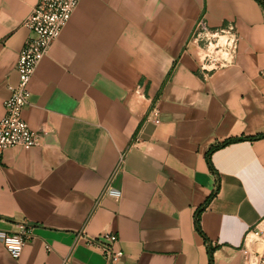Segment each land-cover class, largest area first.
<instances>
[{"label": "crops", "instance_id": "0c3cea01", "mask_svg": "<svg viewBox=\"0 0 264 264\" xmlns=\"http://www.w3.org/2000/svg\"><path fill=\"white\" fill-rule=\"evenodd\" d=\"M37 2L0 0V120ZM201 17L240 36L235 64L207 78L190 43ZM29 89L23 117L39 145L0 159V230L29 222L35 236L19 261L0 241V264H107L79 238L104 233L124 251L115 264H211L210 249L213 264H243L245 236L264 234L257 1L80 0ZM239 138L211 154L212 169L208 151ZM109 184L120 199L104 195ZM207 201L206 240L195 217Z\"/></svg>", "mask_w": 264, "mask_h": 264}, {"label": "built area", "instance_id": "2783aa9c", "mask_svg": "<svg viewBox=\"0 0 264 264\" xmlns=\"http://www.w3.org/2000/svg\"><path fill=\"white\" fill-rule=\"evenodd\" d=\"M80 0H38L23 26L29 37L18 54L15 69L18 83L8 85L10 97L4 101V116L0 120V159L6 150L21 148L30 150L39 145V134L32 130L23 117L31 92L29 85L41 59L46 56L54 41L70 21ZM190 43L198 51V72L207 78L217 70L233 66L240 51V36L235 22L229 21L221 27H211L205 17L199 18L192 31ZM149 119L159 123L153 110ZM104 195L120 199L121 192L109 184ZM34 225L29 222L17 224V230L9 234L0 230L3 242L11 256L19 261L25 247L34 240ZM91 248L98 250L107 264H115L124 257L116 234L104 233L99 238L80 235ZM252 244H256L253 247ZM51 252V246H47ZM243 264H264V234L260 230L249 232L240 248Z\"/></svg>", "mask_w": 264, "mask_h": 264}, {"label": "trees", "instance_id": "16d2710c", "mask_svg": "<svg viewBox=\"0 0 264 264\" xmlns=\"http://www.w3.org/2000/svg\"><path fill=\"white\" fill-rule=\"evenodd\" d=\"M255 1H257V3H259V5H260V6L263 8V10H264V0H255ZM258 137H259V138H262V137H264V134H261V135H259ZM243 139H244V138H239V139L229 140V141L223 142L222 144H219V145H217V146L212 147V148L208 151V153H207V160H208L209 166L213 169V166H212V164H211L210 157H211V154H212L215 150H217V149L220 148V147H224V146H226V145H228V144H230V143H232V142L242 141ZM209 200H210V199H209ZM209 200H208V201H209ZM208 201H207V203H206L204 206L200 207V208L197 210L196 217H195V227H196L197 231H198L201 235H203L204 238H205L206 240H207V238L205 237V235L203 234L202 229H201L200 215H201V213L203 212V210L206 208V206L208 205ZM212 251H213V250L210 249L211 264H213V260H212Z\"/></svg>", "mask_w": 264, "mask_h": 264}]
</instances>
